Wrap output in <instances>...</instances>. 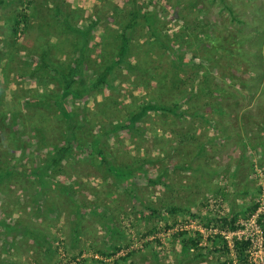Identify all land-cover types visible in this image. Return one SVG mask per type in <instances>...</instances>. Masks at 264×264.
Segmentation results:
<instances>
[{"label":"rangeland","instance_id":"374dc122","mask_svg":"<svg viewBox=\"0 0 264 264\" xmlns=\"http://www.w3.org/2000/svg\"><path fill=\"white\" fill-rule=\"evenodd\" d=\"M196 7L191 28L181 0H0V264H264L251 224L264 223V0ZM216 26L239 39L241 71L214 72L220 41L188 67L193 37L177 70L161 44ZM82 51L105 75L94 87L81 72L65 97L59 76Z\"/></svg>","mask_w":264,"mask_h":264},{"label":"trees","instance_id":"16d2710c","mask_svg":"<svg viewBox=\"0 0 264 264\" xmlns=\"http://www.w3.org/2000/svg\"><path fill=\"white\" fill-rule=\"evenodd\" d=\"M191 1V2H190ZM197 2L198 0H181V4L183 5L184 9L186 7V10H187V14L185 15V18H178L180 20V22L182 23H189L188 21H192L191 23H189L188 26H191V28H195V26L197 25V22H196V17L198 18L199 17V11H198V8L196 7L197 5ZM226 9L229 11V7H226ZM21 10H25V8H22ZM139 9L136 8V7H133L131 8V10L128 11V18H127V21H125L121 27V30L119 31V45L117 47V50H116V53L118 54V56H122V55H125L126 52H127V48H128V42H129V36H128V32H130V30L137 24V19L139 16H143V15H140ZM198 12V13H197ZM15 17L18 18V20H13L11 22V25H10V28H11V31L13 34L16 33V28L18 27V24L20 22H22L23 20V17L25 16V13L24 11H19L17 12L15 15ZM191 24V25H190ZM23 25H25L23 23ZM193 26V27H192ZM218 27L219 26H216V29H212L213 31L211 32H205V33H198V34H201V36L197 35V34H194V33H191L192 35L188 34L187 35V41H185L184 37H183V32H180V34L176 35L172 41L177 40V44L176 45V48H174V46H172L170 44H165V43H162V47H163V50L167 52V54H169L170 56L172 55L173 59H172V63H175V68L177 70L178 67L179 68H182L183 67V64L185 63V61H180L181 59V55H178L175 57V54H176V49L180 46V45H187L189 44V38L190 37H193V42H191L193 45L192 47L194 48V51H193V57L192 59L190 58L188 60V63H185L187 64V66L189 67H193V62H194V58L197 57V49L199 48L198 46L201 47V45H204L206 43H209L211 45H219V43L221 42V48L220 47V50H222L223 52H226V56L228 57H225V56H219L218 55V58H217V61H216V64L215 66L213 65V70L214 72H221L222 75H225L226 76H229L231 79L233 78V74L235 73H238L239 71H241V67L238 65V64H241L243 63L244 61H241V60H244L245 58V54L241 51V47H240V43H239V39L236 40V44L233 45V46H230L228 47L229 43H227L223 38H220V32L218 30ZM188 28V27H187ZM150 34H152V36H157V34H155L154 32H150ZM182 35V36H181ZM162 39V38H161ZM192 39V38H191ZM220 41V42H219ZM162 42H164V40L162 39ZM236 51V52H239V54H234L233 52ZM115 52V51H113ZM114 55V53H113ZM231 56V57H230ZM217 57V56H216ZM43 60H42V65L44 66V68H48L47 70L49 71V73H54V74H57L55 72V69L57 67H52L50 66L49 64V61H45V57L43 56L42 57ZM197 59V58H196ZM216 59V58H214ZM76 60V58H75ZM114 64H118L117 63V60L120 61V58L119 57H115L112 59ZM124 60V59H123ZM74 61V59H73ZM78 65H71L69 66V69H67V73L66 74H61L59 77L61 79V82L63 83V90L65 91V97H72V94L74 93L75 89L73 88V85L75 83V79H77L79 77V75L81 74V72H85L87 74H92L93 75H96V78L93 82V86H97L98 83L101 81V79L104 77V72H96L95 70H93L89 65H87V60H86V57L85 55H83V51H82V54H79L78 55ZM112 62V61H110ZM243 65V64H241ZM76 66H79L80 68L78 69H75ZM182 66V67H181ZM180 71V70H179ZM217 76V75H216ZM216 76L214 77L215 79ZM228 77V78H229ZM225 80H226V77H225ZM229 80V79H228ZM227 80V81H228ZM226 81V82H227ZM230 82V81H228ZM199 92L200 90H198L197 92L193 91V92H189V91H185V93H183L182 97L184 99H187V100H191L193 96H199ZM64 98V97H62ZM61 103V101H60ZM173 104V103H172ZM176 104H173V106H175ZM172 106V105H171ZM172 108V107H171ZM70 111H65L64 113V117H65V121H67L70 124L71 120H73V116L69 114ZM39 137L40 135L39 134H36V132L33 133V136L31 138V141H35V140H39ZM60 150H58L55 154L56 156H58V158H62L61 155H59V153H61V151L59 152ZM6 175V173H1V175ZM9 174V173H8ZM253 209H255V205L252 206ZM262 234L264 236V228L262 230ZM188 240L190 241V244L191 245H195V243L193 242L192 239L188 238ZM244 244L245 242L242 243V246L241 247H244ZM224 246V245H223ZM240 247V248H241Z\"/></svg>","mask_w":264,"mask_h":264},{"label":"built area","instance_id":"2783aa9c","mask_svg":"<svg viewBox=\"0 0 264 264\" xmlns=\"http://www.w3.org/2000/svg\"><path fill=\"white\" fill-rule=\"evenodd\" d=\"M256 210V207L255 209ZM260 216H258L259 218ZM252 218V216H251ZM251 224L254 225V234L256 235V241H257V252L261 253L264 255V236L262 234V230L264 228V223H255V220L251 221ZM237 240H241V245L243 242H245L244 244V250L246 251H250L254 248V242L252 239V235H248L243 237L242 239H237Z\"/></svg>","mask_w":264,"mask_h":264},{"label":"crops","instance_id":"0c3cea01","mask_svg":"<svg viewBox=\"0 0 264 264\" xmlns=\"http://www.w3.org/2000/svg\"><path fill=\"white\" fill-rule=\"evenodd\" d=\"M195 246V245H194ZM193 245L189 244L187 245V242L186 241H183V242H180V245H179V251H178V255L177 257L180 255V253L182 254V251L185 250L187 248V250H192L194 248ZM147 259V258H146ZM186 259V258H185ZM146 264H152L151 263V260L149 261L148 259L146 260ZM153 264H156L154 261H153Z\"/></svg>","mask_w":264,"mask_h":264}]
</instances>
